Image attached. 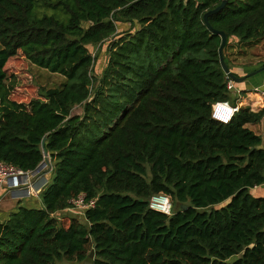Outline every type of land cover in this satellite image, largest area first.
I'll return each instance as SVG.
<instances>
[{
  "label": "trees",
  "instance_id": "16d2710c",
  "mask_svg": "<svg viewBox=\"0 0 264 264\" xmlns=\"http://www.w3.org/2000/svg\"><path fill=\"white\" fill-rule=\"evenodd\" d=\"M222 1L0 0V160L34 170L47 152L52 172L40 207L0 222V264H81L92 249L93 264H264V149L247 127L264 108L212 116L233 100L204 22ZM209 21L240 76L225 50L264 39V0H227ZM19 58L65 81L23 102ZM81 193L97 199L85 221L61 216ZM159 193L171 215L150 207Z\"/></svg>",
  "mask_w": 264,
  "mask_h": 264
},
{
  "label": "built area",
  "instance_id": "2783aa9c",
  "mask_svg": "<svg viewBox=\"0 0 264 264\" xmlns=\"http://www.w3.org/2000/svg\"><path fill=\"white\" fill-rule=\"evenodd\" d=\"M227 88L236 96H240L242 94V90L228 74ZM255 91L260 93L264 106V84ZM239 108V105H233L229 100L218 101L213 105L212 116L216 120L228 123L234 114L239 111ZM46 159H48V156H46L44 160ZM48 166L49 162L41 169L36 168L34 170H23L17 166L0 160V188H5L11 193L18 191L26 196L38 197L40 195V191L46 184V175L44 171ZM39 185L41 187L37 188ZM96 202L97 199H88L86 193H81L76 198L71 199L70 207H68L65 211L68 213L77 212L83 214L85 210L94 208L96 206ZM150 207L167 215H171L173 213V205L170 197L163 193L155 194L151 197Z\"/></svg>",
  "mask_w": 264,
  "mask_h": 264
},
{
  "label": "crops",
  "instance_id": "0c3cea01",
  "mask_svg": "<svg viewBox=\"0 0 264 264\" xmlns=\"http://www.w3.org/2000/svg\"><path fill=\"white\" fill-rule=\"evenodd\" d=\"M257 47H261V51L255 53L254 50ZM263 47H264V39L258 43L249 42L246 44H242L241 46L238 45L237 43H234V47L230 50V54L234 55L233 59H236V58L238 59L232 62V65L234 66L233 67L234 70H236V72L240 76H244L247 73H250L256 70L260 66V64L264 62ZM238 50H241V53L238 56H236V54L238 53L237 52ZM263 84H264V70L260 72L259 74L249 77L248 79H246L245 81L241 83H237L238 87L242 90V94L240 96H236L233 93L232 94L233 100H231L230 102L232 104L234 103L233 105H239L240 107L249 106L255 112L262 110L264 106H263L261 95L255 90L261 87ZM247 127H249L256 134L261 136V139H262L261 148L264 149V118L258 123L248 124ZM49 174H50L49 172L45 173L46 179L48 178ZM256 190H257V194L264 195V184L263 186L256 188ZM25 197L27 198L31 196H26L23 194H18L17 196H15L14 192L11 193V192H8L5 188H0V222H3L4 220H6L9 214L13 212L19 205L24 204L22 200ZM32 202L36 204L35 206L40 207L42 204L40 195L38 197H34V200ZM74 214L78 215L77 212H75Z\"/></svg>",
  "mask_w": 264,
  "mask_h": 264
},
{
  "label": "rangeland",
  "instance_id": "374dc122",
  "mask_svg": "<svg viewBox=\"0 0 264 264\" xmlns=\"http://www.w3.org/2000/svg\"><path fill=\"white\" fill-rule=\"evenodd\" d=\"M129 25H126L123 27V29L125 28H130ZM234 44V43H233ZM107 46H103L101 49L99 47H95L93 54L97 55L96 61H95V65H94V70H93V74L94 75H100L103 68L105 67V64L107 62V58H108V53L106 51ZM242 49V47H241ZM264 49V47H263ZM226 54H229L230 51V47L228 46L226 48ZM261 51V47H257L255 48L254 52H259ZM238 53L236 54V56H238L241 53V50L237 51ZM229 58L231 60V63L236 61V59H233L234 55H230L229 54ZM235 56V57H236ZM238 60V59H237ZM7 68L9 69V71L13 74L16 75L17 78V91H16V95L18 97L21 98V101L23 102H29L32 99L36 98L39 96L40 94V89L42 87H59L63 84V82L65 81V76L60 74V73H54L51 72L50 70L40 67L36 64H33L32 62L26 60L25 58H19V59H12L8 65ZM262 72V71H261ZM260 73V72H259ZM257 73V74H259ZM83 112V108L82 106H76L73 110H72V114H82ZM48 159H49V166L46 168V170L44 171V173H47L48 171H50V157L48 155ZM43 173V174H44ZM52 176V172H50L49 176H48V181L47 183L51 182V177ZM34 197H25L23 198L22 202H24V204H30L33 201ZM171 200V198H170ZM172 202V200H171ZM63 215H68V216H78L83 222L84 220V215H80V213H77L78 215H75L74 213H67V212H62ZM65 217V216H64ZM67 223V221H66ZM61 264H79L78 262H69V261H62Z\"/></svg>",
  "mask_w": 264,
  "mask_h": 264
},
{
  "label": "water",
  "instance_id": "95a60500",
  "mask_svg": "<svg viewBox=\"0 0 264 264\" xmlns=\"http://www.w3.org/2000/svg\"><path fill=\"white\" fill-rule=\"evenodd\" d=\"M227 3V0H223L222 3L217 6L216 8L212 9V10H209L208 12H206L204 14V22L205 24L207 25V27L212 30L213 33H216V34H219L222 38L221 40V44H220V47H219V56H220V63L222 65V68L224 70V72L226 74H228L236 83H241L243 81H245L246 79H248L249 77H252L254 75H256L257 73L261 72L264 70V67H260L258 68L257 70H254L250 73H247L246 75L244 76H237L235 75L231 69L229 68L226 60H225V54H224V49L227 45V42H228V35L226 32L224 31H220V30H216L210 23L209 21V16L220 11L221 9H223L225 7ZM44 144V142H43ZM45 156H48L47 152H45ZM49 162V159H46V160H43L41 162V164L38 166L37 169H41L43 166H45L46 164H48ZM45 181L47 182V179L45 178ZM41 186L39 185L37 188H40ZM18 194H21V192H18V191H14V195L17 196ZM94 255H95V249H92L90 254L87 256V258L81 262V264H93L94 262Z\"/></svg>",
  "mask_w": 264,
  "mask_h": 264
}]
</instances>
